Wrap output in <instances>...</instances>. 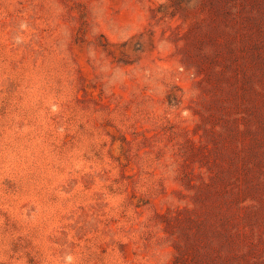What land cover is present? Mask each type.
I'll return each mask as SVG.
<instances>
[{"label":"rangeland","instance_id":"374dc122","mask_svg":"<svg viewBox=\"0 0 264 264\" xmlns=\"http://www.w3.org/2000/svg\"><path fill=\"white\" fill-rule=\"evenodd\" d=\"M0 264H264V0H0Z\"/></svg>","mask_w":264,"mask_h":264}]
</instances>
